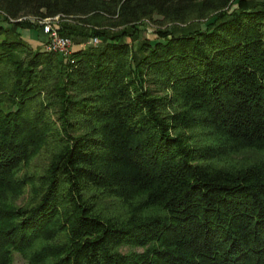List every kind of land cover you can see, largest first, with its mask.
<instances>
[{
	"label": "trees",
	"instance_id": "trees-1",
	"mask_svg": "<svg viewBox=\"0 0 264 264\" xmlns=\"http://www.w3.org/2000/svg\"><path fill=\"white\" fill-rule=\"evenodd\" d=\"M0 15V264H264V0ZM55 16L65 56L20 36Z\"/></svg>",
	"mask_w": 264,
	"mask_h": 264
},
{
	"label": "rangeland",
	"instance_id": "rangeland-1",
	"mask_svg": "<svg viewBox=\"0 0 264 264\" xmlns=\"http://www.w3.org/2000/svg\"><path fill=\"white\" fill-rule=\"evenodd\" d=\"M35 22L38 24V27L35 28H26V29H19L20 32V36L32 47L37 48L41 46V42L39 41L38 38V29L42 31L41 29V25L40 23L35 20ZM0 25L3 26H10L9 23H7L5 20H3V17L0 15ZM51 25L53 27H56L59 30V26H60V21L59 18L57 20H52L51 21ZM140 29H142V33L145 36H151L153 34V32L157 29V28H164L165 25H159L157 23L151 22L147 19L143 20V24H140ZM59 32V31H58ZM43 33V32H42ZM46 35V34H45ZM47 36V35H46ZM3 38V36H0V40ZM48 39V36L46 38V40ZM73 44V43H72ZM85 43H83L82 45H84ZM73 49H75L77 46L76 45H72ZM256 153L254 151H246L243 154L239 155V160H250V159H254L255 158ZM14 262L15 264H24V261L18 256L15 255L14 257Z\"/></svg>",
	"mask_w": 264,
	"mask_h": 264
},
{
	"label": "built area",
	"instance_id": "built-area-1",
	"mask_svg": "<svg viewBox=\"0 0 264 264\" xmlns=\"http://www.w3.org/2000/svg\"><path fill=\"white\" fill-rule=\"evenodd\" d=\"M59 16L44 18L41 20H37L40 25L43 33L48 36L46 43L44 44V48L48 51L57 52L63 56L68 55L70 53L72 47V40L67 37L60 35L58 29L51 25L52 20H57ZM98 44V39L93 38L86 42L85 45H96Z\"/></svg>",
	"mask_w": 264,
	"mask_h": 264
},
{
	"label": "crops",
	"instance_id": "crops-1",
	"mask_svg": "<svg viewBox=\"0 0 264 264\" xmlns=\"http://www.w3.org/2000/svg\"><path fill=\"white\" fill-rule=\"evenodd\" d=\"M38 38H39V41L41 42V46L40 47H43L44 46V43L46 42V38L47 36L45 35V33H42L41 30L38 29Z\"/></svg>",
	"mask_w": 264,
	"mask_h": 264
}]
</instances>
